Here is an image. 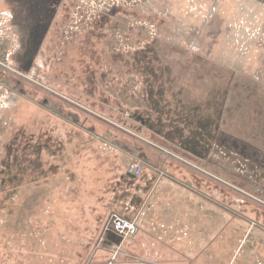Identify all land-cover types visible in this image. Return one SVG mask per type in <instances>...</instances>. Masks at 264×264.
<instances>
[{"label":"rangeland","instance_id":"374dc122","mask_svg":"<svg viewBox=\"0 0 264 264\" xmlns=\"http://www.w3.org/2000/svg\"><path fill=\"white\" fill-rule=\"evenodd\" d=\"M258 2L61 0L23 69L14 58L27 59L25 32L22 47L1 42L0 85L8 93L0 97V264H50L44 250L56 247L47 233L67 211L63 180L80 183L78 159L64 173L86 144L79 134L115 135L121 143L113 145L145 137L195 165L231 168L233 193L247 201L249 264L264 262V78L254 75L264 46L249 42L257 34L264 43ZM189 147L198 158L186 154ZM54 253L58 264L70 257Z\"/></svg>","mask_w":264,"mask_h":264},{"label":"crops","instance_id":"0c3cea01","mask_svg":"<svg viewBox=\"0 0 264 264\" xmlns=\"http://www.w3.org/2000/svg\"><path fill=\"white\" fill-rule=\"evenodd\" d=\"M247 1L262 6L257 0ZM4 20L0 15V44L6 31L2 29ZM255 35L249 42H255L262 49L263 40ZM247 45L246 42L244 46ZM246 54L240 59L247 60ZM213 56L207 57L216 59ZM252 57L250 55V63L253 62ZM227 58L229 61L232 59L223 56V59ZM16 62L22 64L23 60ZM260 66L261 70L254 74L256 78H264V63L259 59ZM30 71L33 74L34 67L27 73ZM4 93H8V89L0 85V97ZM5 106L1 103L0 108ZM35 112H40V107L35 108ZM47 114L48 118L53 115ZM150 120V116L143 120L148 128ZM64 127V131L72 132L68 124ZM173 131L179 132L177 129ZM82 135L86 144L81 146L78 156L71 157L69 166L64 167V173L71 175L69 168L78 159L79 171L75 176L80 183L72 185L64 176L63 185L67 184V188L63 186L66 191L62 201L67 211L63 220L57 219L47 233L52 247H56L54 252L62 251L70 256L59 259L61 263L68 264V260L70 264H79L81 258L75 263L73 256L81 254L86 256L83 264H96L109 259L116 251L121 260L141 259L152 264H249L247 201L241 198L242 195L233 193L231 168L195 165L181 155L177 158L173 152L168 154L157 149L153 140L145 137L128 136L126 142L113 145L121 143L115 135L103 136L100 140L84 134L76 138L79 140ZM70 136L75 137L73 134ZM40 146L36 148L37 152L45 149ZM186 151L192 160L194 156L199 157V152L190 147ZM135 162L142 167L137 175L128 169ZM70 212L71 217L68 216ZM113 213L135 219L136 233L124 238L111 226L108 227ZM47 217L50 220L54 216L49 213ZM44 221H47L46 217ZM76 221L83 225L71 226ZM61 222L64 223L62 233ZM60 239L63 242L59 244ZM44 251H50L51 258H56H50V264H58V254ZM27 253L29 255L32 251ZM39 263L48 264L43 260Z\"/></svg>","mask_w":264,"mask_h":264},{"label":"flooded vegetation","instance_id":"af4514ba","mask_svg":"<svg viewBox=\"0 0 264 264\" xmlns=\"http://www.w3.org/2000/svg\"><path fill=\"white\" fill-rule=\"evenodd\" d=\"M60 1L61 0H0L3 4L2 7H0V15L4 16L5 19L2 28L6 29L1 40V42H4L2 44L5 45L6 41H13L15 44L22 47V38L25 37L24 32L26 34V43H29V47L25 50V57L27 59L23 57L14 58L16 60H23L22 64L18 63V67L24 68L25 61L28 63L37 50V43L41 42L43 36L45 37V32L48 34L50 25L57 12V6H60ZM34 16L37 17L36 21L32 19ZM1 54L2 51L0 55ZM5 54L4 51V57ZM21 54L22 52H15L17 56ZM8 56H10V53ZM5 58L7 60V57ZM257 263L264 264L261 260Z\"/></svg>","mask_w":264,"mask_h":264},{"label":"built area","instance_id":"2783aa9c","mask_svg":"<svg viewBox=\"0 0 264 264\" xmlns=\"http://www.w3.org/2000/svg\"><path fill=\"white\" fill-rule=\"evenodd\" d=\"M196 46H192L195 48ZM160 150L167 152L168 154H172V152L159 147ZM177 157V155H175ZM178 158V157H177ZM129 171L134 172L136 175L141 172V164L140 163H131L128 167ZM111 226L113 230L117 231L120 235L124 238L127 236L134 235L137 231V225L135 219L128 218L126 216H121L119 214H111L108 227ZM96 264H151L147 261L141 259H128V260H119L117 258V252L115 251L114 255L111 256L109 259L104 260L102 262Z\"/></svg>","mask_w":264,"mask_h":264},{"label":"bare ground","instance_id":"6f19581e","mask_svg":"<svg viewBox=\"0 0 264 264\" xmlns=\"http://www.w3.org/2000/svg\"><path fill=\"white\" fill-rule=\"evenodd\" d=\"M118 258V257H117ZM119 259V258H118ZM120 260V259H119Z\"/></svg>","mask_w":264,"mask_h":264}]
</instances>
